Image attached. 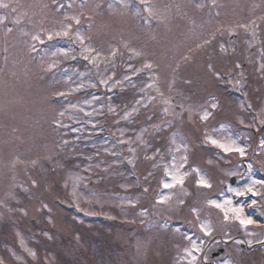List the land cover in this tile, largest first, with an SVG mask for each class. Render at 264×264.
Wrapping results in <instances>:
<instances>
[{
  "label": "rangeland",
  "instance_id": "rangeland-1",
  "mask_svg": "<svg viewBox=\"0 0 264 264\" xmlns=\"http://www.w3.org/2000/svg\"><path fill=\"white\" fill-rule=\"evenodd\" d=\"M253 209L264 0H0V264H264Z\"/></svg>",
  "mask_w": 264,
  "mask_h": 264
},
{
  "label": "flooded vegetation",
  "instance_id": "flooded-vegetation-1",
  "mask_svg": "<svg viewBox=\"0 0 264 264\" xmlns=\"http://www.w3.org/2000/svg\"><path fill=\"white\" fill-rule=\"evenodd\" d=\"M254 228H258L259 229V226H256V227H254ZM221 250V249H220ZM222 251H219V253L218 254H216V252H213L212 253V256L213 257H216V256H218V255H220V253H221ZM247 255V254H246ZM248 256V255H247ZM249 257V256H248ZM249 262H251V260H250V258H248V260L246 261V263H249Z\"/></svg>",
  "mask_w": 264,
  "mask_h": 264
},
{
  "label": "bare ground",
  "instance_id": "bare-ground-1",
  "mask_svg": "<svg viewBox=\"0 0 264 264\" xmlns=\"http://www.w3.org/2000/svg\"><path fill=\"white\" fill-rule=\"evenodd\" d=\"M252 220V219H251Z\"/></svg>",
  "mask_w": 264,
  "mask_h": 264
}]
</instances>
